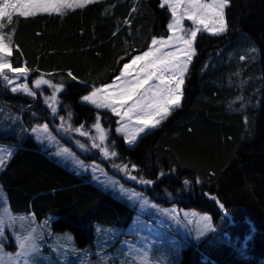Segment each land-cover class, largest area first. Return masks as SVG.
I'll return each mask as SVG.
<instances>
[{"label": "trees", "instance_id": "obj_1", "mask_svg": "<svg viewBox=\"0 0 264 264\" xmlns=\"http://www.w3.org/2000/svg\"><path fill=\"white\" fill-rule=\"evenodd\" d=\"M228 1L225 32L197 35L181 105L133 147L111 134L117 160L152 181L140 187L152 200L213 219L214 229L173 264H264V0ZM161 3L96 0L63 13L15 15L3 29L11 65L63 84L61 103L75 124L89 127L100 114L114 127L116 116L80 98L112 81L153 38L168 36L171 13ZM3 97L33 102L10 91ZM18 114L31 130L29 112ZM0 137L17 148L0 172L13 212L55 217L54 230L70 231L81 249L95 245L98 225L134 220L135 207L59 163L27 131Z\"/></svg>", "mask_w": 264, "mask_h": 264}, {"label": "rangeland", "instance_id": "obj_2", "mask_svg": "<svg viewBox=\"0 0 264 264\" xmlns=\"http://www.w3.org/2000/svg\"><path fill=\"white\" fill-rule=\"evenodd\" d=\"M93 1L96 0H90V2ZM161 1L163 2V0ZM68 2L73 3L75 0H68ZM86 4H83V6ZM165 6L171 13L168 4H165ZM182 8L183 5L180 10ZM226 8L224 10V16ZM68 9L71 8H63L60 12L36 11L35 14L63 13ZM15 15L19 14L14 13L12 18ZM172 20L171 13L169 23ZM8 22L7 18L0 20V24H3V27L0 28V34H3L5 37H9L3 32ZM182 26L185 30L193 27L191 21L186 17L182 21ZM209 33L213 34L212 32ZM176 34L187 35L186 32L179 31ZM172 35L173 31L169 30L168 36L156 39L167 40ZM5 42H8L12 48L11 38L10 40L6 39ZM195 42L194 50L196 53ZM151 47H153L152 42L146 51H149ZM163 50L168 51L169 48L165 47ZM144 52L136 54L134 57L142 55ZM194 56L195 54L192 60ZM132 59L127 63L130 64ZM140 63L138 62L136 66L130 68L131 76L125 77L124 79L134 78ZM189 66L184 77V82ZM121 71L117 76H120ZM5 72L14 83L11 85L6 84L2 77H0V136L11 132L21 138L24 137V132L27 131L44 149H49L59 163L71 166L81 175H90L95 184L117 195L121 200L135 207L137 213L132 223L127 227H105L98 225L96 228L95 245L81 249L76 245L74 235L70 231L56 232L54 230L52 220L55 217L48 216L42 220H38L30 213H13L8 196L0 184V221H3L4 225L3 234L0 235V264H21V261L25 257L17 256V253L22 251L18 247V238L24 239L25 237H31L28 243L37 246L38 251L34 255L37 264H140V260L143 257H146L147 264H173V262L180 259L185 245H189L191 241L199 242L214 229L213 219L208 213H201L193 209L184 210L175 205L166 207L156 203L140 189L145 183L137 176L132 165L117 160V151L111 139V134L114 129L117 135L124 138L122 133L116 131L120 127V117L113 114L110 109L97 108L95 105L82 100V97L89 95L93 90L113 84L117 76L108 83L92 88L80 98L81 102L90 104L97 109L106 110L116 116V125L113 127L110 118L107 117L108 125H106V121L102 120V116L100 114L97 115L100 117L99 122L102 129L106 133L105 142L100 144L98 133L94 128V125L97 123V116L95 122L89 127L84 124H75L70 109L61 103L60 95L65 88L63 84L55 82L52 78L42 73L34 75L29 70L27 71L26 77L19 76V74L8 70H5ZM38 79L49 81V83L37 87L34 82ZM24 84H27L30 91L34 93L33 95H28L23 91L13 92L11 90L12 87ZM183 86L184 84L182 85V92ZM56 88H60V91L57 92L55 90ZM3 90L4 92L10 91L26 95L33 102L25 106L18 102H7L3 97ZM53 95L56 97L55 106L57 111L55 114L50 107L52 103L51 97ZM18 109L20 110L16 111ZM19 112H29L28 122L33 124L31 130L28 131L25 129L27 122L25 125L21 122ZM61 117H63V120ZM44 125L48 126V132L43 131ZM69 125H71L70 129ZM81 125L83 126V131L89 133V135L82 136L73 131ZM33 129L37 131L34 132ZM152 130L150 129L146 133L140 134L136 142L131 145L124 140L129 147H133L143 135H146ZM94 143L100 144V148L106 147L109 153L115 152L116 155L105 157L100 148L93 147ZM15 148L14 145L0 143V156L5 157V163L12 157ZM125 165L128 166L127 169L124 168ZM1 170L2 168H0V172ZM132 177H135V179H132ZM204 216L210 217L212 230L201 237L200 231L203 229L204 224L207 223L202 219ZM29 264H32L31 260Z\"/></svg>", "mask_w": 264, "mask_h": 264}, {"label": "snow or ice", "instance_id": "obj_3", "mask_svg": "<svg viewBox=\"0 0 264 264\" xmlns=\"http://www.w3.org/2000/svg\"><path fill=\"white\" fill-rule=\"evenodd\" d=\"M88 2L90 0H75L73 3H69L68 0H0V20L7 18L11 22L14 13L28 17L34 15L36 11L60 12L63 8L80 7ZM165 4H168L171 9L173 20L168 24V29L173 31V35L169 36L167 40L153 38V47L133 58L130 64H124L120 76L115 78L113 84L97 88L89 95L82 97L83 101L91 103L97 108L110 109L113 114L120 117V127L116 131L124 135V139L129 145L135 143L140 134L156 128L171 114L174 108L180 106L183 95L182 85L189 63L195 54L194 42L197 34L202 31L218 34L226 29L224 10L228 6V0H163L161 7H164ZM182 5L183 8L180 10ZM185 17L193 25L187 30L182 26ZM2 27L3 24H0V28ZM177 31L186 32L187 35H177ZM6 39L10 40V37L0 34V77L6 84L11 85L14 81L9 78L5 70L24 77L28 70L12 67L8 59L12 55V48L8 42H5ZM177 45L179 46L177 47ZM165 47L169 50L164 51ZM138 62L141 63L136 76L132 79H124L131 76L130 68L136 66ZM34 83L39 87L42 84H48L49 81L38 79ZM53 87L55 88V86ZM11 90L13 92L23 91L28 95L34 94L27 84L12 87ZM55 90L59 92L60 88ZM51 101L50 107L55 114L57 111L55 95L51 97ZM61 119L63 120V117ZM99 121L100 117L97 116L94 128L98 133L100 144H103L106 140V133ZM70 128L71 125H69ZM33 131L37 130L33 129ZM43 131L48 132L47 125L43 126ZM73 131L82 136L89 135L83 131L82 125ZM100 144L94 143L93 147L100 148ZM100 150L105 157L116 155L115 152L109 153L106 147L100 148ZM4 164L5 157L0 156V168ZM127 167V165L124 166L125 169ZM132 167L135 169V165ZM143 182L152 183V181ZM185 183L187 184L188 181ZM212 198L215 199V197ZM202 219L207 223L200 231L201 237L212 230L210 217L204 216ZM3 227V221H0V235L3 234ZM30 239L31 237L18 238V247L22 251L17 253V256L25 257L21 264H29L30 260L32 264H37L34 255L38 249L35 244L28 243ZM140 264H147L146 257L141 258Z\"/></svg>", "mask_w": 264, "mask_h": 264}, {"label": "crops", "instance_id": "obj_4", "mask_svg": "<svg viewBox=\"0 0 264 264\" xmlns=\"http://www.w3.org/2000/svg\"><path fill=\"white\" fill-rule=\"evenodd\" d=\"M133 58H135V57H133ZM119 75V74H118ZM62 164V163H61ZM64 165V164H63ZM64 166H66L68 169H70L71 171H73V172H75V173H77V174H79L78 172H77V170L76 169H74V168H72L71 166H67V165H64ZM115 195V194H114ZM116 196V195H115ZM118 197V196H117ZM11 211H12V209H11ZM13 212V211H12ZM13 213H15V212H13ZM19 213H23V212H17L16 214H19ZM26 214H28V213H26ZM31 214H33V213H31ZM34 215V214H33ZM35 216V215H34ZM178 259V258H177Z\"/></svg>", "mask_w": 264, "mask_h": 264}]
</instances>
